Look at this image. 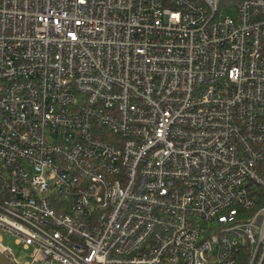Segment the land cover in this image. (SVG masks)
<instances>
[{"label":"built area","instance_id":"2783aa9c","mask_svg":"<svg viewBox=\"0 0 264 264\" xmlns=\"http://www.w3.org/2000/svg\"><path fill=\"white\" fill-rule=\"evenodd\" d=\"M0 254L264 264V0H0Z\"/></svg>","mask_w":264,"mask_h":264},{"label":"rangeland","instance_id":"374dc122","mask_svg":"<svg viewBox=\"0 0 264 264\" xmlns=\"http://www.w3.org/2000/svg\"><path fill=\"white\" fill-rule=\"evenodd\" d=\"M4 244L6 246H9L15 253L18 254V259L21 261V262H24V260H30L31 257H29V252H19L18 251V247H16L13 243V239L11 237H7L5 236L4 238Z\"/></svg>","mask_w":264,"mask_h":264},{"label":"water","instance_id":"95a60500","mask_svg":"<svg viewBox=\"0 0 264 264\" xmlns=\"http://www.w3.org/2000/svg\"><path fill=\"white\" fill-rule=\"evenodd\" d=\"M0 264H11L2 254H0Z\"/></svg>","mask_w":264,"mask_h":264}]
</instances>
